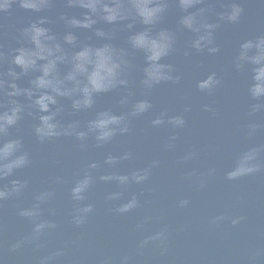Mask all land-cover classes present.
Wrapping results in <instances>:
<instances>
[{"label": "water", "instance_id": "1", "mask_svg": "<svg viewBox=\"0 0 264 264\" xmlns=\"http://www.w3.org/2000/svg\"><path fill=\"white\" fill-rule=\"evenodd\" d=\"M260 38L264 0H0V264H264Z\"/></svg>", "mask_w": 264, "mask_h": 264}, {"label": "clouds", "instance_id": "2", "mask_svg": "<svg viewBox=\"0 0 264 264\" xmlns=\"http://www.w3.org/2000/svg\"><path fill=\"white\" fill-rule=\"evenodd\" d=\"M184 2H190V0H184ZM26 7H30L32 6L31 4H25ZM105 11H108V9H105ZM242 10L239 8H234L231 12V14L229 15V19L230 20H236L240 14ZM140 14L142 16H146V21L151 17L152 13L149 12L147 13V15L145 14L144 10H141ZM107 19L111 20L113 19L112 16L107 17ZM35 32V36L33 37V39L35 40L36 37H39L41 35L44 34V30L42 29H34ZM242 49H244V52H241L240 54V59H246L248 58L246 56V50L255 47L257 49L258 54L255 57H252L251 60L253 63L255 64H262V62H264V38H260L256 41L255 45L253 44L252 41H248L246 43H244L243 45H241ZM213 51H215V49H213ZM160 53H157V56H159ZM15 62L18 65H21L23 67H28L29 62L26 61L24 59L23 54L18 55L15 58ZM109 72H112V69H109ZM254 76H253V80L255 81V83L252 85L251 87V93L254 97H260V96H264V66L258 67L256 69H254ZM38 84L40 86H43L45 84V81L43 79H40L38 81ZM204 85H202L203 87ZM45 101H48L49 103H54V99L52 97H48V96H44L41 97L37 103L40 105V108L42 111L47 112L48 109V103H46ZM257 108L259 107V105L256 106ZM17 112L18 109H14L11 115H7L5 114L4 116H0V131L4 130L5 125H12L15 123L16 118H17ZM52 119L51 116H46V117H42V121L44 123V125L48 128V129H52L54 128V125L50 123V120ZM156 123H159V121H157ZM178 124H183L182 120H178L177 121ZM41 129H38V132H40ZM82 135V134H81ZM105 135H108L107 133ZM13 147L12 143H9L8 145H6L4 148L0 149V158H2L4 155H6L8 153V151ZM254 150L248 157V160H252L254 158V154H255ZM23 161H18L16 163H22ZM15 166V163H9L7 165V170L8 173H11L12 168ZM0 171H2V169H0ZM80 188L75 189V192H79ZM4 193H0V196H3ZM236 221H234L235 223Z\"/></svg>", "mask_w": 264, "mask_h": 264}]
</instances>
